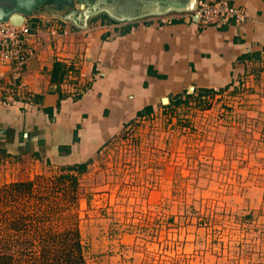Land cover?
<instances>
[{"label":"rangeland","instance_id":"1","mask_svg":"<svg viewBox=\"0 0 264 264\" xmlns=\"http://www.w3.org/2000/svg\"><path fill=\"white\" fill-rule=\"evenodd\" d=\"M155 1L59 0L36 9V0H0L80 24L89 11L109 20L107 9L126 15ZM36 146L12 153L0 142V185H44L39 176L86 164L71 173L88 264H264V55L225 88L129 121L84 161H51Z\"/></svg>","mask_w":264,"mask_h":264},{"label":"crops","instance_id":"2","mask_svg":"<svg viewBox=\"0 0 264 264\" xmlns=\"http://www.w3.org/2000/svg\"><path fill=\"white\" fill-rule=\"evenodd\" d=\"M234 3L249 11L247 21L205 28L190 12L135 21L95 16L87 27L30 13L27 21L43 44L30 40L34 54L16 87L12 65L0 66V142L12 153L35 143L32 152L44 151L45 159L81 162L136 117L229 86L264 55V0ZM57 61L62 68L53 82ZM148 106L152 111H143Z\"/></svg>","mask_w":264,"mask_h":264},{"label":"trees","instance_id":"3","mask_svg":"<svg viewBox=\"0 0 264 264\" xmlns=\"http://www.w3.org/2000/svg\"><path fill=\"white\" fill-rule=\"evenodd\" d=\"M61 68L60 61L54 63L53 82L59 80ZM45 111L52 115V108ZM85 167L68 165L56 175L39 176L44 185L38 179L0 185V264H88L75 214L78 177L71 173Z\"/></svg>","mask_w":264,"mask_h":264},{"label":"built area","instance_id":"4","mask_svg":"<svg viewBox=\"0 0 264 264\" xmlns=\"http://www.w3.org/2000/svg\"><path fill=\"white\" fill-rule=\"evenodd\" d=\"M196 13L197 23L201 28L225 26L231 22L243 23L250 18L249 11L234 3V0H198L197 7L190 14ZM51 33H57L56 29ZM32 38H36L41 46L42 39L37 37L33 26L27 21L16 25L10 21H0V66L12 65L11 85L16 87L24 66L33 56L34 52L28 49Z\"/></svg>","mask_w":264,"mask_h":264},{"label":"water","instance_id":"5","mask_svg":"<svg viewBox=\"0 0 264 264\" xmlns=\"http://www.w3.org/2000/svg\"><path fill=\"white\" fill-rule=\"evenodd\" d=\"M198 0H178L177 2L169 3L168 0L164 2L156 0L153 3H147V8L140 10L138 12H133L126 15H118L107 9L108 14L112 19L117 21H135L144 17L153 16V15H165L170 12H194L197 7ZM100 10H93L86 13L83 17L82 24L79 23V17L72 16L73 21L80 27H87L88 20L91 16H96ZM31 10L26 6L16 5L12 8L5 7L0 2V21H10L16 25L23 24L27 17L30 15ZM195 20L198 19L196 13H193Z\"/></svg>","mask_w":264,"mask_h":264},{"label":"flooded vegetation","instance_id":"6","mask_svg":"<svg viewBox=\"0 0 264 264\" xmlns=\"http://www.w3.org/2000/svg\"><path fill=\"white\" fill-rule=\"evenodd\" d=\"M36 1H38V2H40L39 4H37V6L35 7L36 9H38V8H40L42 5H44V3H54V4H56L57 3V1H59V0H36ZM42 2V3H41ZM34 8V7H33Z\"/></svg>","mask_w":264,"mask_h":264}]
</instances>
